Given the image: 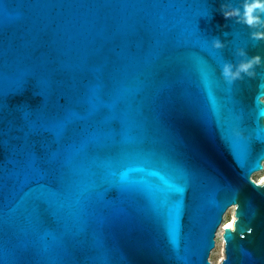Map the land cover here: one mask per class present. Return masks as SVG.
I'll list each match as a JSON object with an SVG mask.
<instances>
[{"label":"water","instance_id":"obj_1","mask_svg":"<svg viewBox=\"0 0 264 264\" xmlns=\"http://www.w3.org/2000/svg\"><path fill=\"white\" fill-rule=\"evenodd\" d=\"M225 3L0 0V264H212L231 207L220 264H264V25Z\"/></svg>","mask_w":264,"mask_h":264},{"label":"clouds","instance_id":"obj_2","mask_svg":"<svg viewBox=\"0 0 264 264\" xmlns=\"http://www.w3.org/2000/svg\"><path fill=\"white\" fill-rule=\"evenodd\" d=\"M221 11L226 19L237 17L238 22L250 28L264 25V18H262L264 17V0H244L242 12L241 9L231 8L229 4L225 3L222 4ZM251 38L257 42L264 41V31H253ZM212 44L216 49H222L225 46L219 38H214ZM238 54L245 59L237 64L226 62L222 67L221 75L229 83L242 79L243 75H254V72L250 70L262 63L261 56H249L244 49H241ZM261 100L264 102V98H261Z\"/></svg>","mask_w":264,"mask_h":264},{"label":"rangeland","instance_id":"obj_3","mask_svg":"<svg viewBox=\"0 0 264 264\" xmlns=\"http://www.w3.org/2000/svg\"><path fill=\"white\" fill-rule=\"evenodd\" d=\"M264 165V164H263ZM264 177V168L261 172L255 173L252 175V179L256 182H260L261 179ZM233 207L229 208L227 212L225 213L223 217V221L218 228L215 236V247L214 249L210 252L209 255V261L212 264H218L220 261L224 258V250H223V241H222V230L225 227V225L230 222L233 216Z\"/></svg>","mask_w":264,"mask_h":264},{"label":"bare ground","instance_id":"obj_4","mask_svg":"<svg viewBox=\"0 0 264 264\" xmlns=\"http://www.w3.org/2000/svg\"><path fill=\"white\" fill-rule=\"evenodd\" d=\"M262 180H264V177L261 179V181ZM260 181V182H261ZM232 221H233V216H232V219L230 220V222H228L226 225H225V227H231L232 226ZM218 264H220V263H218Z\"/></svg>","mask_w":264,"mask_h":264}]
</instances>
